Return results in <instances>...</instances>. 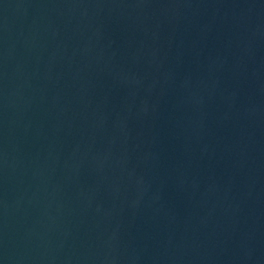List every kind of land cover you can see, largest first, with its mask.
Masks as SVG:
<instances>
[{
    "label": "water",
    "instance_id": "95a60500",
    "mask_svg": "<svg viewBox=\"0 0 264 264\" xmlns=\"http://www.w3.org/2000/svg\"><path fill=\"white\" fill-rule=\"evenodd\" d=\"M0 264H264V0H0Z\"/></svg>",
    "mask_w": 264,
    "mask_h": 264
}]
</instances>
